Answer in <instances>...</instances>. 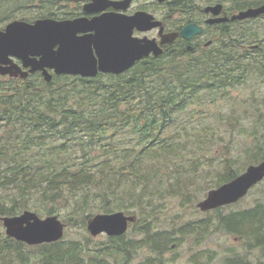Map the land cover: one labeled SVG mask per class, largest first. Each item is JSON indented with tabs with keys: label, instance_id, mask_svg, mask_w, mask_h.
<instances>
[{
	"label": "trees",
	"instance_id": "obj_1",
	"mask_svg": "<svg viewBox=\"0 0 264 264\" xmlns=\"http://www.w3.org/2000/svg\"><path fill=\"white\" fill-rule=\"evenodd\" d=\"M257 1L234 0L238 7ZM31 2L0 0V20ZM258 27L250 38H259L264 28ZM225 39L211 54L168 57L124 75H61L20 86L0 81V216L33 210L57 215L66 227L86 229L95 213L133 208L139 217L135 214L129 232L140 236L64 235L27 245L0 230V264H132L140 248L148 249L146 264H168L170 234L185 236L212 226L247 240V252L263 248L262 202L229 214L215 209L214 223L210 217L172 231L161 227L164 202L174 197L183 205L193 203L196 181L217 171L209 165L199 174L200 168L206 171L203 163H219L221 175L206 182L214 187L243 169L226 156V143L216 134L230 115H208L203 106L223 100L236 112L232 91L249 78L264 79V41L249 59L240 34ZM250 114L254 122L244 130L254 143L246 149V165L264 159V113L251 108ZM215 143L220 146L213 148ZM217 149L220 158H206L211 155L206 151L216 155ZM226 261L248 264L242 254Z\"/></svg>",
	"mask_w": 264,
	"mask_h": 264
},
{
	"label": "water",
	"instance_id": "obj_2",
	"mask_svg": "<svg viewBox=\"0 0 264 264\" xmlns=\"http://www.w3.org/2000/svg\"><path fill=\"white\" fill-rule=\"evenodd\" d=\"M95 1L100 3L103 0ZM221 7V4H216L210 8L214 14H218ZM262 13L264 4L240 10L231 19L256 17ZM149 18L150 15L138 12L128 17L105 13L91 20L60 22L38 20L29 23L13 20L4 30H0V73L11 72L14 67L17 72L21 69L19 66H7L10 62L8 57L15 56L22 59L24 66H31V72L42 70L47 82L52 76L46 71V67H53L56 74L83 77H94L98 72L119 74L143 54L153 51L157 55L161 52L154 40L145 39L141 44L130 36L133 27H151L153 23L148 22ZM225 20L228 18L218 17L213 22ZM199 30L200 27L188 24L181 33L183 37L189 38ZM77 32L90 33L77 36ZM174 36L175 34L165 35L162 43L171 42ZM54 45L57 46L56 50H53ZM25 74L22 73V76ZM263 178L264 160L249 164L232 180L210 189L206 197L197 203V207L206 211L234 203ZM135 221V215L125 214L121 210L96 213L87 220L86 229L92 236L101 233L118 236L124 234L129 224ZM0 222L7 236L28 245L57 241L63 237L65 230V223L57 215L41 217L32 210H24L17 215L0 216Z\"/></svg>",
	"mask_w": 264,
	"mask_h": 264
},
{
	"label": "flooded vegetation",
	"instance_id": "obj_3",
	"mask_svg": "<svg viewBox=\"0 0 264 264\" xmlns=\"http://www.w3.org/2000/svg\"><path fill=\"white\" fill-rule=\"evenodd\" d=\"M31 1L25 7H18L9 17L0 20V30H4L5 26L13 20L34 23L38 20L56 22L74 19L91 20L105 13H112L116 17H128L138 12L150 15L148 22L153 23L152 26L146 29L133 27L130 36L141 44L145 42V39L154 40L161 52L157 55L153 51L143 54L121 73L123 75L129 73L136 66L162 61L168 57L211 54L214 52V45L223 41L226 30L228 31V28L234 24H239L245 29L241 35L242 42L240 46L249 59L256 57V51L261 48L260 43L264 41V39L250 38L249 35L252 32L248 30V26H260V23L264 21V13L241 20L231 19V16L240 10L264 4V0L257 1L259 2L257 4H254L256 2L245 3L241 7H238L234 0H103L100 3L95 0ZM110 1L113 3L110 4ZM216 4L222 6L218 14H214L210 8ZM218 17H227L228 20L213 22ZM188 24H194L200 27V30L189 38H185L182 36L181 31ZM88 33L90 32H77L76 35L82 36ZM167 34H175L174 39L171 42L162 43L164 36ZM56 48L57 46L54 45L53 50H56ZM8 58L10 62L7 66H19L21 69L17 72L14 67L11 72L0 73V78L5 86H10L11 83L20 86L21 83L35 78L47 82L42 70L31 72V66H24L22 59L19 57L9 56ZM45 69L53 78L54 76L63 75L56 74L53 67H46ZM22 73H26L25 76H22ZM173 246L174 244H171V247Z\"/></svg>",
	"mask_w": 264,
	"mask_h": 264
},
{
	"label": "rangeland",
	"instance_id": "obj_4",
	"mask_svg": "<svg viewBox=\"0 0 264 264\" xmlns=\"http://www.w3.org/2000/svg\"><path fill=\"white\" fill-rule=\"evenodd\" d=\"M262 25L264 28V21L260 23V26ZM257 27L258 26H248V30H259V27ZM244 31L245 29H243L241 25L234 24L228 28L223 40H227L225 38H230V36L236 37L239 34L241 36ZM258 33L259 38H261V40L264 39V31L260 30ZM214 46L216 47L218 45L215 44ZM259 79L249 78V81L245 86L237 87L232 91L235 105L237 103L239 104L236 106V112H230V105H227L223 100L212 105L206 104L207 107L206 105L203 106L205 113L208 115L214 114L219 117L224 113L230 115L229 117L226 116L225 119L218 124L216 134L222 138L223 143H226L225 147H222L224 149L223 151L228 153L226 156H231L236 163L238 160L237 167L240 169L243 168L240 173H242L248 166L246 165L247 162H245L247 159L246 149L250 144L254 143V138L249 136L250 134L245 133V130H251V124L254 122V118L250 114L251 108H254L255 111L256 108H259L264 113V79ZM0 81H2L1 78ZM230 117L232 118L231 122L233 123V126L227 124ZM217 146H220V144L215 143L213 148H216ZM225 148L227 150H225ZM217 152L218 149L215 151L216 155H214L213 151H206L205 155L211 154L206 158H220L221 156L218 155L219 152ZM212 162L213 164H211ZM212 162L207 161L202 164L206 171L201 170V168L198 170L199 174L204 175L208 172L207 168L210 165L212 170L214 168L217 171H212V175H209V177L200 178L196 181L195 190L191 194V200L193 203L183 205L174 197L168 198L167 201L164 202L166 214H161L162 216L160 220L162 229L172 231V228L178 229L186 223L191 224L192 222L196 223L200 221H202L200 223H204L209 220L210 217L213 220L212 223L216 221L215 217L218 215V211L203 212L196 206L199 201L206 197L207 192L214 188V185L210 183L211 185L209 186L206 182L209 180L214 181L216 176L218 178L219 175H221L218 161ZM258 202L264 204V179L251 188L249 192L236 203L221 207L219 213L229 214L233 211L251 208ZM124 212L125 214L134 213L139 217L133 208H128V211L124 210ZM40 216L43 217L45 215ZM131 228L132 226H130L127 231V238H133L134 240H137V238L140 239V236H134L129 232ZM0 230L5 233V228L2 223ZM86 234L92 236L87 229H83L80 226H77L76 228L65 226L64 235L66 236L79 238ZM170 236V250L165 254V262H168V264H225L227 262L226 260L235 254H242L243 260H246L248 264H264V247H258L247 252V240L235 238L237 236L226 233L225 231L216 230L214 229V226L209 227L207 230H201L200 232L185 236H182L179 233H172ZM92 237L97 240H104L108 236L101 233ZM171 244H174V246L171 247ZM147 254L148 249H138V253L132 264H146L144 258ZM112 264H114V261Z\"/></svg>",
	"mask_w": 264,
	"mask_h": 264
}]
</instances>
